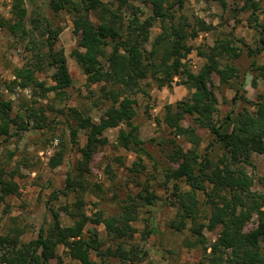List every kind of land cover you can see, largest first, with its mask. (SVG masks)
Masks as SVG:
<instances>
[{
	"label": "rangeland",
	"instance_id": "obj_1",
	"mask_svg": "<svg viewBox=\"0 0 264 264\" xmlns=\"http://www.w3.org/2000/svg\"><path fill=\"white\" fill-rule=\"evenodd\" d=\"M106 4L120 5L119 0H102ZM176 0H164L163 5H172ZM167 2V3H166ZM13 0H0V19L3 22L14 23L12 14ZM162 5V0H135L131 2L134 8H139L141 21L156 17ZM159 5V6H158ZM32 21L37 12H42L53 29H61L56 43V51L64 52L69 67L72 84L64 89L43 93L40 89L21 90L17 88L13 93L7 85L14 78L15 68L22 67L33 53L27 49L28 39L12 34L8 28L0 27V100L11 101L12 116L20 124H25L27 130H20L14 126L11 136L0 138L1 166L6 172V179L12 180L18 186V193L10 195L0 202V236H15L17 232H24L23 242L38 238L41 228L53 222V211L59 213L64 226H72V214H78L77 202L82 203V211L91 219L103 214L105 219L121 217L127 206L136 207L135 220L131 223L134 232L127 237H117L110 233L104 224H89L84 231L90 240L95 235L102 246L100 250L90 247L92 260L96 264H121L120 254L131 259L129 264H205V254L201 246L191 247L197 241L193 233L195 223L187 219L184 232H177L172 223L178 220L179 212H184L180 196L185 197L193 192L192 186L185 180L177 181L170 177L171 170L177 169L173 156L178 150L187 153L197 150L205 154L211 150V158L218 162L223 155L219 147L212 148L213 137L207 129L200 128L191 116L182 121V128L194 127L200 138V146H196L188 136H179L164 123L167 106H173L190 97L180 80L175 79L172 88L159 89L155 81L149 77L142 82V86L150 98L140 93L137 97L138 105L135 123L140 128V138L144 142L146 153L139 157L134 151L119 147V129L105 133L108 145L98 150L88 166L89 171L80 177L77 162L81 159L79 149L86 146V131L78 134V145L72 143L71 128L77 121L73 110H77L84 117H90L95 122L103 114V109L111 104L103 91V84L90 85L81 67L72 57L78 49V37L73 34V17L66 11L54 13L49 6V0H25ZM174 22L189 24L186 33L188 44L193 48L191 54L184 60L192 72L198 73L206 64L205 57L199 55V50L209 51L220 39H235V46L243 50V55L231 61L245 80L247 98L255 101L264 94V78H259L253 71L252 64H264V53L258 57L250 55V51L257 50L262 38L260 25L264 24V2L261 9L247 0H183L176 5ZM143 14V15H142ZM126 24L132 18V10L124 8L121 12ZM91 20L100 23L98 13L91 14ZM211 26L210 31H200V23ZM160 19H157L150 29V38L144 43L148 51L152 49V42L162 32ZM194 33V34H193ZM41 39L40 35H36ZM227 60L222 58L220 67L223 70ZM54 70L45 67L38 74L39 81L45 87L55 86ZM222 74L218 71L212 75L211 85L218 98L215 121L222 120L235 109L234 90L221 83ZM36 111L37 118H30ZM22 116L24 119H18ZM63 154L62 165L54 167L53 160ZM183 161V160H182ZM253 166L246 167V171L253 179V191L263 192L264 156L257 153L252 155ZM72 177L83 184L84 189L64 195V190ZM196 174H199L196 172ZM11 175L13 179H11ZM212 186L206 183V192L211 193ZM206 192L197 191V221L202 227L207 246L213 244L222 228L218 227L210 232L213 205ZM217 201V200H216ZM220 203L219 201H217ZM185 203L192 206L191 200L185 198ZM64 208H67L66 211ZM258 216L247 224L246 231L256 228ZM211 252V249H209ZM59 256L65 264H79L64 255V249H59Z\"/></svg>",
	"mask_w": 264,
	"mask_h": 264
},
{
	"label": "trees",
	"instance_id": "obj_2",
	"mask_svg": "<svg viewBox=\"0 0 264 264\" xmlns=\"http://www.w3.org/2000/svg\"><path fill=\"white\" fill-rule=\"evenodd\" d=\"M135 0H119L120 5L106 4L102 0H49V6L54 13L68 12L73 17V34L78 37V49L72 57L81 67L90 85L103 84V91L111 104L103 109L98 122L90 117H82L77 110H73L77 121L72 126L71 135L74 146L78 145V134L86 131V146L79 149L81 159L77 162L80 177L89 171V165L96 152L108 145L105 133L119 129V147L134 151L139 157L146 153L144 142L141 140L140 128L135 123L137 117L138 99L140 93L150 98V94L142 86V82L151 77L159 89L172 88L175 79L186 87L190 97L178 102L175 106H167L164 123L175 131L176 135L188 136L196 146H200V138L196 129L182 128V121L187 116L194 118L197 126L207 129L213 137L212 148L219 147L223 151L218 162L211 158V150L200 154L197 150L187 153L178 150L173 156L177 169L171 170L170 177L189 183L193 192L185 197L180 196L181 208L178 220L172 223L177 232H184L187 219L195 223L193 233L197 241L191 247L201 246L205 254V264H264V180L263 192L253 191V179L246 171V167L253 166L252 155L257 153L264 156V94L255 101L247 98L245 80L240 70L231 61L243 55V50L235 46V39H220L209 51L199 50V55L207 62L198 72L191 71L183 61L191 54L193 48L189 46L186 27L189 24L174 22L178 10L176 5L183 0H176L172 5L159 4L156 17L141 21V10L134 8L131 2ZM158 2V0H156ZM208 1V0H207ZM256 9H261L264 0H247ZM167 3V2H166ZM124 8L132 10V18L126 24L121 12ZM98 13L100 23L91 20V14ZM13 24L0 19V27L8 28L12 34L28 39L27 49L33 57L22 67L15 68L14 80L7 85L13 93L17 88L21 90L40 89L43 93L64 90L72 84L67 58L62 51H56L61 29H53L50 20L37 12L32 21L25 6V0H13ZM143 15V14H142ZM160 19L162 32L152 42V49L148 51L144 43L150 38V29ZM261 28L260 45L252 50L250 55L258 57L264 53V24ZM200 31H210L211 26L200 23ZM37 34L41 39L37 38ZM194 34V33H193ZM227 60L222 70L220 61ZM45 67L54 70L55 86L45 87L39 81L38 74ZM253 71L259 78H264V64L254 61ZM222 74L221 83L230 86L235 92L233 104L235 109L222 120L215 121L218 98L212 89V75L214 72ZM11 101L0 100V138L11 136L14 126L20 130H27V126L20 124L12 116ZM30 118H37L33 110ZM18 119L23 120L22 116ZM63 154L53 160V166L62 165ZM183 160V161H182ZM198 172L199 174H196ZM70 174L64 195L84 189L81 182L76 181ZM6 172L0 160V202L10 195L18 193V186L12 180L6 179ZM14 176V175H13ZM11 175V179H13ZM206 183L212 186L211 193L206 192ZM197 191L206 192L211 200L213 210L210 232L218 227L222 230L218 239L207 246L202 227L197 226ZM185 198L191 200L192 206L185 203ZM220 203H218L217 201ZM78 214H72L74 224L64 226L58 212L53 211V222L40 230L38 238L23 242L24 232H17L15 236H0V264H65L59 256V249H64V255L79 264H96L92 260L90 247L97 251L101 249L97 235L88 240L84 231L89 224H104L110 233L125 238L134 232L131 223L135 220L136 207L127 206L121 217L105 219L102 213L91 219L82 211V203L77 202ZM68 211L67 208H64ZM69 213V211H68ZM258 216L255 229L246 231L247 224ZM211 249V252H209ZM122 253L121 264H129L130 258L125 250Z\"/></svg>",
	"mask_w": 264,
	"mask_h": 264
}]
</instances>
